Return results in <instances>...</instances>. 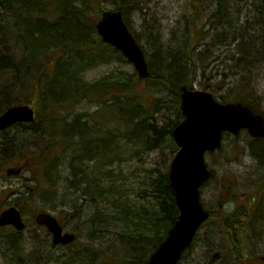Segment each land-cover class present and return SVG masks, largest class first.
Here are the masks:
<instances>
[{"label": "trees", "instance_id": "1", "mask_svg": "<svg viewBox=\"0 0 264 264\" xmlns=\"http://www.w3.org/2000/svg\"><path fill=\"white\" fill-rule=\"evenodd\" d=\"M210 1L216 5L212 14L214 24L215 21L222 24L215 32L219 42L231 45L238 41L240 16L235 11L236 0ZM252 1L256 9L254 31L264 34V0ZM80 2L0 0V114L19 104H30L37 112L32 124H16L25 130L2 146L4 150L15 152L11 159L28 167L27 170L32 172L31 180L35 181L27 192H19L11 205L22 211L26 222L34 221L39 211L60 206V210L70 215L67 207L71 208L76 202L71 203L66 190L73 189L78 199L93 207L90 213L84 214L90 227L88 237L82 242L77 233V239L69 245H55V249L68 251L60 258L50 254L51 262L146 264L180 214L169 170H155L145 175L141 181L144 186L138 191L139 199L130 201L122 185L113 179L111 165L116 160L117 151L113 147L117 134L84 119L91 115L77 113L70 119V108L83 100L101 102L105 107L96 117H106L122 126L123 131L119 128L118 136L126 138L128 143L140 146L142 152L166 145L175 153L178 147L172 131L184 118L180 89L184 85L194 87L196 70L189 52L195 46L186 49L191 42L190 35L185 43L186 52L168 45L159 62L155 64L150 60L152 74L147 79H141L134 71L88 82L83 77L87 68L100 60L124 55L113 46L105 45L97 33L96 22L107 8L97 7L92 19ZM46 3L51 6H44ZM95 3L100 6L99 2ZM116 9L126 11L120 2H116ZM214 28L218 26L209 27L207 31ZM207 31H197L199 37L194 40L195 45L206 39ZM234 48L239 54L240 44ZM141 81L160 84L167 95L154 96L150 100L148 94H140L138 90ZM229 92L221 96L223 102L240 101L264 114L258 93L250 82L238 83ZM159 112L164 113L163 125L156 119ZM32 134H38L41 140L36 150L31 147L34 143ZM248 137L252 155L263 164L264 139ZM69 148H77L78 154L69 159V176L64 178L60 171L63 154ZM78 172H81L79 176ZM63 180L67 186L60 191L58 183ZM225 187L219 194V208L209 210L208 221L217 220L219 227L227 231L225 238L230 247L220 256L234 264H244L240 224L246 219L247 212H240L243 206L240 204L225 211L229 201L238 199L236 195L229 196L230 186ZM105 232L114 234V238L101 239ZM1 234L6 236L7 248L14 254L23 248L22 231L6 226L0 228ZM193 247L194 243L187 252Z\"/></svg>", "mask_w": 264, "mask_h": 264}, {"label": "rangeland", "instance_id": "2", "mask_svg": "<svg viewBox=\"0 0 264 264\" xmlns=\"http://www.w3.org/2000/svg\"><path fill=\"white\" fill-rule=\"evenodd\" d=\"M54 1L56 3V0ZM95 2H99L100 6ZM116 2L126 7L124 13L126 22L143 47L149 65H151L150 60L155 64L159 62L162 51H166L169 48L168 45L172 49H182L186 52L185 43L190 35L191 42H188L186 49L188 50L190 45L195 46L189 52V59L196 70L193 86L196 89L210 91L222 101L221 96L229 94L230 89L236 84L250 82L258 93L261 100L260 109L264 112V34L254 31L256 9L252 0L234 2L235 11L240 16V25L237 30L238 41L231 45L220 43L216 37L215 32L221 28L219 26L222 24L216 21L214 24L212 14L216 5H212L210 0H81L80 4H84L93 19L97 7L103 6L114 10ZM46 5L51 6L49 3L44 6ZM215 25L218 28L207 31L209 27L213 28ZM201 29L203 32L207 31L208 35L203 42L195 45L194 40L196 41L199 37L197 31ZM239 44L240 53L238 54L235 53L234 47ZM160 51L161 53L158 54L157 52ZM135 70L134 64L127 57L114 56L108 60H100L87 68L83 72V77L88 82H94L120 72L132 74ZM137 86L140 94H148L150 100H153L154 96L167 95V92L157 83L141 81ZM228 98L232 100L230 97L226 99ZM103 107L105 104L101 102L83 100L70 108L69 118H73L77 113L91 115L84 119L92 125L97 124L102 129L112 130L114 131L112 134H117L113 147L117 151L116 160L111 165L113 179L122 185L130 201H137L138 191L144 186L141 185L144 176L155 170H169L176 152L174 153L166 145L142 152L140 146L128 143L126 138L118 136L119 128L123 131V127L117 122L103 116L96 117L97 112ZM156 119L163 125L164 113L159 112ZM21 130L24 131L25 128L13 126L0 131V212L7 208L4 206H11L19 192H27L28 187L35 184V181L31 180L32 172L27 170L28 167L24 168L17 163V160L11 159L15 152L2 149L4 142L17 138ZM32 141L34 143L31 147L38 149L41 142L38 134H32ZM250 143L251 140L245 131L237 136L227 135L223 148L206 156L214 175L202 187L201 195L208 209H218L219 194L225 191L224 186L225 188L230 186L229 196L236 195L238 199L229 201L224 207L225 211L233 210L237 204H240V206L243 205L240 212L245 210L247 212L246 219L240 224L242 227L240 236L245 253L243 263L264 264V165L252 155ZM77 154V148H69L63 154L60 173L64 178L69 176V159ZM80 173L78 172V176ZM59 182L61 191L64 186H67V182L64 180ZM66 191L70 194L71 203L76 202L73 205L74 208L67 207L72 213L66 215L63 210H60L62 206L48 208V211L62 220L66 230L80 233L79 240L84 242L90 228L84 214L90 213L93 207L85 203L83 199H78L79 196L73 189ZM38 207L44 208L43 205ZM31 209L28 210L31 211ZM27 224H29L27 228L22 231L23 248L18 250L17 254L7 248L6 236L0 235V264H57L48 258L50 254L60 258L68 249H55L51 233L46 227L38 225L35 220L27 221ZM114 236L112 233L105 232L100 238L106 240ZM225 236L227 231L219 227L217 220L207 221L200 228L194 247L187 252L180 264H234L224 256H213L214 253L225 254L230 247ZM52 259L55 258L52 257Z\"/></svg>", "mask_w": 264, "mask_h": 264}, {"label": "water", "instance_id": "3", "mask_svg": "<svg viewBox=\"0 0 264 264\" xmlns=\"http://www.w3.org/2000/svg\"><path fill=\"white\" fill-rule=\"evenodd\" d=\"M96 28L105 43L120 50L134 64L140 78L151 76L145 52L129 29L122 10L104 11ZM180 106L184 119L172 131L178 151L169 169L180 215L146 264H177L209 218L210 213L201 200V187L212 176L205 156L222 147L224 133L238 135L248 130L252 137L264 138V116L242 102L222 103L210 91L184 85ZM35 118L36 111L29 104L11 106L0 115V131L16 123L33 122ZM35 221L48 229L54 244L67 245L76 239V234L65 231L50 212L37 213ZM7 225L19 231L26 228L16 206L0 213V227Z\"/></svg>", "mask_w": 264, "mask_h": 264}, {"label": "bare ground", "instance_id": "4", "mask_svg": "<svg viewBox=\"0 0 264 264\" xmlns=\"http://www.w3.org/2000/svg\"><path fill=\"white\" fill-rule=\"evenodd\" d=\"M83 115H85V114H83ZM9 142H11V141H9ZM9 150H11V149H9ZM11 151H12V150H11ZM262 163H263L262 165H264V160H262Z\"/></svg>", "mask_w": 264, "mask_h": 264}, {"label": "flooded vegetation", "instance_id": "5", "mask_svg": "<svg viewBox=\"0 0 264 264\" xmlns=\"http://www.w3.org/2000/svg\"><path fill=\"white\" fill-rule=\"evenodd\" d=\"M231 231V230H230ZM233 231V230H232Z\"/></svg>", "mask_w": 264, "mask_h": 264}]
</instances>
